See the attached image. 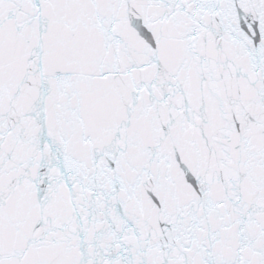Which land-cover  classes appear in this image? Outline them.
I'll return each mask as SVG.
<instances>
[{"label": "snow or ice", "instance_id": "snow-or-ice-1", "mask_svg": "<svg viewBox=\"0 0 264 264\" xmlns=\"http://www.w3.org/2000/svg\"><path fill=\"white\" fill-rule=\"evenodd\" d=\"M0 264H264V0H0Z\"/></svg>", "mask_w": 264, "mask_h": 264}]
</instances>
